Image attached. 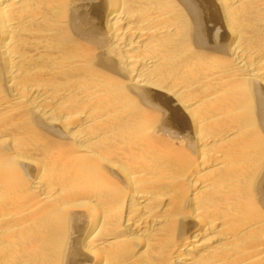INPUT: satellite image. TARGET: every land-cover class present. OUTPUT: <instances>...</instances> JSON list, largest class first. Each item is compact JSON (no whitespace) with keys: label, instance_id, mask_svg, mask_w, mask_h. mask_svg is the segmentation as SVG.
Masks as SVG:
<instances>
[{"label":"bare ground","instance_id":"bare-ground-1","mask_svg":"<svg viewBox=\"0 0 264 264\" xmlns=\"http://www.w3.org/2000/svg\"><path fill=\"white\" fill-rule=\"evenodd\" d=\"M0 264H264V0H0Z\"/></svg>","mask_w":264,"mask_h":264}]
</instances>
